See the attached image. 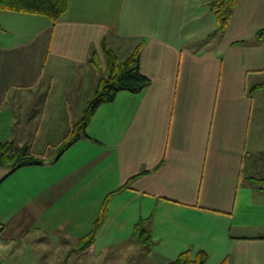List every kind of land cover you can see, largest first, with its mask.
Instances as JSON below:
<instances>
[{"label":"crops","instance_id":"0c3cea01","mask_svg":"<svg viewBox=\"0 0 264 264\" xmlns=\"http://www.w3.org/2000/svg\"><path fill=\"white\" fill-rule=\"evenodd\" d=\"M212 2L69 0L55 22L0 9V141L42 154L23 167L50 177L29 203L61 201L66 221L90 227L109 197L105 224L147 220L149 250L131 232L147 254L264 264L253 247L264 245V0H238L222 32ZM138 45L148 83L99 104L88 137L57 156L108 72L107 50L121 61ZM13 172L0 167V194L12 197L2 186ZM87 231L64 232L66 257L95 253L65 241Z\"/></svg>","mask_w":264,"mask_h":264},{"label":"rangeland","instance_id":"374dc122","mask_svg":"<svg viewBox=\"0 0 264 264\" xmlns=\"http://www.w3.org/2000/svg\"><path fill=\"white\" fill-rule=\"evenodd\" d=\"M107 75L106 73L105 77ZM27 169L26 167L17 169L4 181L2 186L12 187V197L2 194V191V195L0 194L2 196H0V261L3 263L164 264L175 258L176 255L172 257L159 256L156 251L147 254L140 245L131 242L133 228L130 226L128 217L124 220L123 225L120 222L105 224L104 220L94 240L95 253L93 255L83 253L76 260L73 256L66 257V251L62 248L61 236L66 235L64 233L66 230H71L72 233L83 232L88 230L89 225L80 224L77 227L75 219L70 218L66 221L64 216L68 215L67 212L71 209L66 207L67 205L61 204V201L52 204L51 207H34L29 203V200H26L28 192L42 187L41 184L49 181L50 177H44L45 175L39 172L32 173ZM34 205L36 206L35 203ZM107 208L113 209L110 205ZM106 216L107 214H105V219ZM59 220H65L67 224L60 223ZM101 229L103 230L100 232ZM76 234L67 236L68 240H65L67 244L73 245L74 252L78 246ZM89 246L84 250H88ZM162 246L169 247V240H164ZM253 247L263 248L264 245L257 244ZM207 258L206 264H216L213 253H207Z\"/></svg>","mask_w":264,"mask_h":264},{"label":"trees","instance_id":"16d2710c","mask_svg":"<svg viewBox=\"0 0 264 264\" xmlns=\"http://www.w3.org/2000/svg\"><path fill=\"white\" fill-rule=\"evenodd\" d=\"M68 2L69 0H0V9L44 15L55 22L66 10ZM237 2L238 0H218L211 3L210 8L214 11L217 19V31L222 32L227 26ZM256 36L258 38L264 37V27L258 30ZM139 51L140 46L138 45L123 60L119 61L114 53L107 50L108 75L100 80L94 96L87 102L81 118L62 140L57 156L80 137H88L85 126L99 104L112 101L120 90L138 92L148 83L147 77L139 70ZM44 162H46V159L42 154L32 153L27 146L17 145L12 140L0 141L1 168L13 172L23 166L37 165ZM256 181L264 187V179H256ZM108 199L109 197H105L103 200L99 215L93 220L88 231L79 239L75 252L86 249L94 242L96 234L105 220V206ZM146 222V219L141 218L134 224L132 237L145 249L149 250L152 246V238ZM207 259V252L203 249H199L194 253L186 249L164 264H206ZM219 264H227V260L223 259Z\"/></svg>","mask_w":264,"mask_h":264},{"label":"built area","instance_id":"2783aa9c","mask_svg":"<svg viewBox=\"0 0 264 264\" xmlns=\"http://www.w3.org/2000/svg\"><path fill=\"white\" fill-rule=\"evenodd\" d=\"M0 264H5V263H3L2 261H0Z\"/></svg>","mask_w":264,"mask_h":264}]
</instances>
